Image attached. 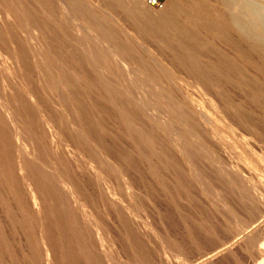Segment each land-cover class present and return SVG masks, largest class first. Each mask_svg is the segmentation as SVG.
<instances>
[{
	"label": "rangeland",
	"instance_id": "rangeland-1",
	"mask_svg": "<svg viewBox=\"0 0 264 264\" xmlns=\"http://www.w3.org/2000/svg\"><path fill=\"white\" fill-rule=\"evenodd\" d=\"M185 1L0 0V264H264V38Z\"/></svg>",
	"mask_w": 264,
	"mask_h": 264
},
{
	"label": "bare ground",
	"instance_id": "bare-ground-1",
	"mask_svg": "<svg viewBox=\"0 0 264 264\" xmlns=\"http://www.w3.org/2000/svg\"><path fill=\"white\" fill-rule=\"evenodd\" d=\"M141 3L143 2V0H139ZM238 3H240L239 1L237 0H186L184 2L183 5H181V11L183 12L184 10L185 11H188L190 12V14H196L197 16H203L205 17L206 19H208L209 21H211L212 23L216 24L219 23V25H217L221 30L222 29H227V25L228 23L226 24V19L223 17L224 15V12L222 11V7L220 5H224L226 6L227 8L226 9H233V5H237ZM65 4V2H64ZM198 4L201 6L199 7ZM241 5H243V8L245 9V11L247 12V14L253 19V20H257L259 22L258 24V28L261 30V33L262 35L259 34V36H263L264 38V11H257L256 10V7L254 5V2L253 0H244L243 3H241ZM179 12V10H178ZM220 19H222L220 21ZM256 21V22H257ZM229 22V21H228ZM116 23V22H115ZM257 24V23H256ZM230 26V25H229ZM255 25L253 24H248V25H242V24H239V27L241 29L242 32H250L251 29L254 28ZM257 30V29H256ZM226 31V30H225ZM224 31V32H225ZM228 32V31H227ZM236 32V31H235ZM256 32V31H255ZM229 33V32H228ZM259 33V31H258ZM256 38V37H254ZM256 48V47H255ZM239 52V51H238ZM242 57V56H241ZM255 58V56H254ZM256 59V58H255ZM258 60V59H256ZM250 61V60H249ZM239 63V61H237ZM245 62V60H244ZM242 64V63H241ZM244 66V65H242ZM246 66V65H245ZM245 68V67H244ZM255 69V68H254ZM256 70V69H255ZM249 71V70H248ZM237 73V72H236ZM251 73V72H249ZM254 73V72H253ZM256 73V72H255ZM254 73V74H255ZM248 74V73H247ZM252 74V73H251ZM256 75V74H255ZM260 75V74H259ZM261 76V75H260ZM254 77V76H253ZM257 77H259L257 75ZM256 78V77H254ZM261 78V77H259ZM236 79V78H235ZM263 79V78H262ZM259 80V79H257ZM264 80V79H263ZM262 81V80H261ZM237 82V81H236ZM264 82V81H262ZM264 84V83H263ZM246 85V84H245ZM249 88V87H248ZM248 90V89H247ZM237 91H239L237 89ZM253 91V90H251ZM238 93V92H237ZM239 95V93H238ZM240 96V95H239ZM253 96V95H252ZM222 112L227 115L228 113V107L226 104H222ZM252 112V111H251ZM259 112V111H257ZM256 112V113H257ZM202 115V114H201ZM203 116V120L208 124V126H210V123H211V118L209 117H204ZM235 118V117H234ZM256 122V121H255ZM183 128V127H182ZM255 128V127H254ZM188 132L190 133V139L193 141L194 138H196V134H197V131H196V126L195 124L193 123L192 126H190L188 128ZM208 131V130H207ZM220 131V130H219ZM243 132V131H242ZM217 133H213V136H215ZM207 135H210V133H207ZM226 136V135H225ZM262 224L259 225L258 227L254 228L253 231L248 234V236L246 238H250V237H253V234L257 228H260L264 222H261ZM264 229V227H263ZM260 236V235H259ZM261 252H264V245L262 247H260L259 249H257L255 255L257 256L259 253ZM210 261V260H209Z\"/></svg>",
	"mask_w": 264,
	"mask_h": 264
},
{
	"label": "built area",
	"instance_id": "built-area-1",
	"mask_svg": "<svg viewBox=\"0 0 264 264\" xmlns=\"http://www.w3.org/2000/svg\"><path fill=\"white\" fill-rule=\"evenodd\" d=\"M151 4H157V0H150Z\"/></svg>",
	"mask_w": 264,
	"mask_h": 264
}]
</instances>
